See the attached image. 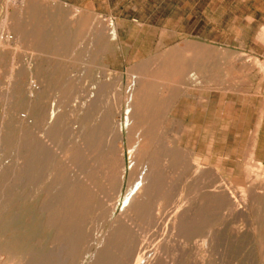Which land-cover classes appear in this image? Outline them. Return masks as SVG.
Here are the masks:
<instances>
[{"label": "bare ground", "instance_id": "bare-ground-1", "mask_svg": "<svg viewBox=\"0 0 264 264\" xmlns=\"http://www.w3.org/2000/svg\"><path fill=\"white\" fill-rule=\"evenodd\" d=\"M32 2L39 8L51 6L60 11L57 15H46L39 10L36 14L34 11L25 15L7 13L4 20V28L11 24L15 42H23L36 58V73L26 68L24 76H9L0 98L4 106L0 117V153L10 158L0 161V264H79L92 251L90 259H85L88 264H183V258L192 251L195 252L192 264H213L221 234L231 229V239L237 243L249 232L253 219L246 220L244 227L231 226V222L238 223L248 215L236 199L240 196L234 197L220 179L223 175L218 167L204 162L203 154L163 136L164 127L155 117L157 113H168L172 103L163 96L158 82L163 79L166 87L177 86L189 71L188 67L184 68V60L195 58L192 53L195 47L188 45L182 51L178 45L167 50L159 56L154 74L147 69L149 65L137 64L124 101L121 97L114 99L117 108L122 103L126 105V131L116 124L112 115L100 121L95 118L107 88L103 83L88 95L85 103L82 98L75 101L76 108L85 106V110L76 112L74 123L78 126L70 131L67 128L70 102L64 99L65 95L49 92L51 83H63L60 65L55 60L71 37L78 40L90 29L94 15L87 16L83 11L73 14L72 8L66 9L61 1L27 0L26 7ZM95 20L98 26L93 40L99 46L97 57L101 47L109 44L111 37H118V32L116 27L106 28L102 19ZM10 41L9 36L0 38L2 59L7 55L4 49ZM47 57L51 63L46 62ZM63 84L64 88L69 87L67 82ZM36 124L38 131L34 130ZM67 132L71 133L69 141ZM121 142L129 149L130 171L125 167ZM63 145L70 162L61 157ZM90 147L104 149L103 158L111 165V177L107 175L113 181L114 191L109 194L110 199L121 196L125 183L128 185L124 208L119 213L105 200L90 198L74 169L86 158ZM177 168L184 182L180 198L172 177ZM254 168L262 170V166ZM260 177L264 179V175ZM256 181L257 184L251 181L247 193L257 192L258 185L264 187V180ZM37 183V190L30 193ZM244 191L240 200L247 207L249 197H245ZM88 205L93 212L99 211L101 222L109 224L96 246L92 244L91 227L86 229L85 215L92 213L91 209L87 211ZM171 205L174 209L169 210L173 211L166 214ZM142 223L156 228L153 235L161 234L156 244L141 237L137 227Z\"/></svg>", "mask_w": 264, "mask_h": 264}, {"label": "rangeland", "instance_id": "rangeland-1", "mask_svg": "<svg viewBox=\"0 0 264 264\" xmlns=\"http://www.w3.org/2000/svg\"><path fill=\"white\" fill-rule=\"evenodd\" d=\"M26 1L0 0V38L9 36L14 41L5 47L7 55L3 59V48L0 50V98L8 86L9 76H24L26 68H32V73H36V58L32 52L23 42H15L11 24L4 28L6 14L25 15L33 11L36 14L39 10L46 15H57L60 11L51 6L39 8L36 2L27 8ZM60 1L67 6L66 9L72 8L73 14L83 11L87 16L94 15L90 29L78 40L71 37L54 61L60 65L61 81L67 82L69 87L64 88L63 83L55 81L51 83L49 92L65 95L64 99L70 102L67 103V128L70 131L78 126L74 123L76 112L85 110V106L76 108L75 101L82 98V103H85L88 95L99 89L101 83L107 88L97 106L96 120L112 115L116 124L126 131V105L122 103L117 108V100L115 102L114 99L121 97L124 101L134 69L144 63L154 74L159 56L167 50L178 45L182 51L188 45L195 47L192 52L195 58L184 60V68L188 67L189 71L177 84L178 87H166L163 79L158 82L162 85L161 93L163 91V96L170 98L172 103L168 113H157L155 117L164 127L163 136L203 154L204 162L218 167L223 175L220 179L231 189L234 197L240 196L236 199L248 215L238 223L231 222V226L244 227L246 220L254 221L250 220L249 232L237 243L231 239V229L221 234L214 249L213 264H264V187L256 185V194L246 192L252 182L257 184L256 180H264L260 177L264 175V0H46ZM96 17L102 19L106 28L116 27L118 32V37H111L109 44L101 47L97 57L99 46L93 40L94 29L98 26ZM46 62L51 63V59L47 57ZM106 65L108 67L104 68ZM28 74L30 77L31 73ZM168 81L170 84V78ZM3 112L4 106L0 104V117ZM38 127V124L34 125V130L38 131ZM70 137L71 133L67 132L66 140L69 141ZM119 146L125 150V167L130 171L129 149L125 142ZM103 150L90 147L82 161L84 163L74 169L85 183V191L90 198L96 197L99 202L105 200L115 206V213H119L124 208L128 185L125 183L121 196L110 199L109 194L114 191L113 181L109 178L111 165L103 158ZM61 152L63 160L70 162L66 147ZM2 155L0 153V161H9V156ZM254 167L262 170H253ZM216 168L215 173L218 172ZM257 174L260 175L258 179ZM172 177L180 194L177 198H180L184 182L178 168ZM36 185L29 190L30 193L37 190L39 184ZM29 191L25 189L26 193ZM243 191L245 197H249V200L244 197L247 207L240 200ZM87 207V211L91 209L92 213L85 215L86 229L91 227L94 235L92 244L96 246L109 224L101 222L98 210L93 212L89 205ZM173 207L171 205L165 210L166 214ZM137 228L141 237L145 240L150 238L148 241L153 245L160 239L161 234L153 235L155 227L142 223ZM194 253L192 251L183 258V264H192ZM91 254L93 251L79 264H88Z\"/></svg>", "mask_w": 264, "mask_h": 264}]
</instances>
